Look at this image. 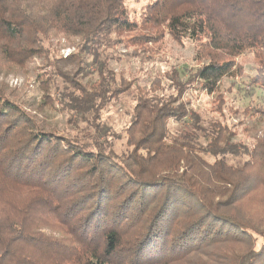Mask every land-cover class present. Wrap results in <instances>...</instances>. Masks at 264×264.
<instances>
[{"label":"trees","instance_id":"16d2710c","mask_svg":"<svg viewBox=\"0 0 264 264\" xmlns=\"http://www.w3.org/2000/svg\"><path fill=\"white\" fill-rule=\"evenodd\" d=\"M34 1L0 0V68L49 60L45 43L61 33L81 38L71 61L99 82L87 88L67 77L72 87L59 97L85 138L43 130L0 89V264H264V215L245 209L264 193V141L233 142L228 118L240 113L238 98L224 101L217 121L183 102L192 90L211 96L238 77L236 58H261L264 0H133L140 8L40 0L37 12ZM169 40L194 45L197 68L178 72L170 94L165 76L153 80L161 95L138 97L124 141L102 115L129 90L116 84L109 58L120 48L152 53ZM260 64L245 77L252 93L238 88L259 99L244 107L247 118L264 117ZM44 91L40 109L55 105ZM256 205L263 213L264 197ZM54 225L63 239L41 232Z\"/></svg>","mask_w":264,"mask_h":264},{"label":"rangeland","instance_id":"374dc122","mask_svg":"<svg viewBox=\"0 0 264 264\" xmlns=\"http://www.w3.org/2000/svg\"><path fill=\"white\" fill-rule=\"evenodd\" d=\"M47 1L52 3L55 0ZM128 2L132 8L137 6L133 4V0H128ZM38 4L40 7V0L39 2L34 1L31 5L36 12L39 9ZM80 43L81 38L79 37H68L65 34L51 32L45 43L49 60L38 55L32 57L24 67L13 65L0 68V89L3 93L34 116L43 130L58 132L60 135L71 138H85L86 134L83 129L73 130L70 122L74 116L63 109L59 101L61 93L68 92L72 87L66 78H73L87 88L99 82L96 72L86 76L84 67H79V64H76L78 62L71 61L70 57L78 54ZM194 52L195 48L191 43L184 41L183 45H179L170 40L165 46L161 48L156 46L152 53L141 56H137L133 50L118 49L113 57L109 58L108 68L114 73L116 84L121 86L122 83H125L129 90H126L116 103L106 104L102 112L103 119L113 133L120 135L125 141L129 136L130 125L136 119L135 107L138 97L151 94H156L157 97L161 95V93H154L157 89L152 88L153 80L165 76L163 82L167 93L170 94L171 91H174L175 81L179 79L178 72L184 71L186 76L194 74L197 68ZM223 57L228 60L226 54ZM260 57L249 55L246 58H236L235 70H238L240 66L244 70L235 79L225 81L218 93L210 96L204 90L195 89L184 96L183 102L187 103L188 112L196 109L202 119L210 120L212 117V121H215L214 119L217 121L221 118L218 111L222 109L224 101L230 102V100L238 98L240 113L236 116L230 113L228 118V124L234 133L233 142L253 145L264 141V117L247 118L241 114L244 107L255 106L259 99L257 97L245 99L243 93L238 89L240 86L243 92L252 93V88L246 83L245 77L247 74H253L256 68L261 67L260 61L264 62V52ZM87 70L91 71L89 68ZM40 74H48L52 78L50 84H48L49 81L39 84L40 79L43 78H40ZM44 87L47 88L48 94L51 96L49 99H54L55 105H48L46 108L40 109L39 103L44 96ZM260 168L264 169V166ZM263 197L264 193L258 189L251 196V204H247L245 207L246 210H250L252 213L250 216L255 219H263L262 207L258 206L256 209L257 205L255 206ZM41 232L57 240L64 238L63 229L55 225L42 227Z\"/></svg>","mask_w":264,"mask_h":264}]
</instances>
